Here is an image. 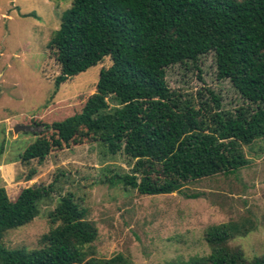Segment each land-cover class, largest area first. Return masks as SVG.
Returning <instances> with one entry per match:
<instances>
[{
    "label": "rangeland",
    "instance_id": "rangeland-1",
    "mask_svg": "<svg viewBox=\"0 0 264 264\" xmlns=\"http://www.w3.org/2000/svg\"><path fill=\"white\" fill-rule=\"evenodd\" d=\"M72 2L0 0V188L12 202L24 189L52 188L39 216L5 235V247L41 249L43 236L56 227L50 213L60 198L73 195L98 228L99 238L92 245L96 259L122 255L133 264H184L211 254L206 231L223 224L239 232L230 240V249H241L248 261L263 257V140L239 142L241 155L234 157V171H216L208 162H199L195 166L203 177L197 171L184 177L183 172L154 175L158 186L172 192L141 195L107 183L116 174L142 177L139 159L128 153L125 135L80 129L70 141L56 139L51 126L82 112L96 93L102 69L111 65L105 59L54 94L60 68L49 44ZM164 79L172 110L184 117L188 110H197L205 134L215 129L220 116L246 118L264 108L245 101L229 80L217 79L213 53L167 68ZM106 103L107 116L115 118L123 110L115 96ZM17 128H22L18 134ZM38 141L45 143L46 155L25 160L27 149Z\"/></svg>",
    "mask_w": 264,
    "mask_h": 264
},
{
    "label": "trees",
    "instance_id": "trees-1",
    "mask_svg": "<svg viewBox=\"0 0 264 264\" xmlns=\"http://www.w3.org/2000/svg\"><path fill=\"white\" fill-rule=\"evenodd\" d=\"M49 47L60 68L55 95L69 80L110 60L82 112L51 130L60 142L70 141L80 129L125 135L128 153L139 159L143 174L139 179L116 174L107 179L111 186L141 195L170 194L154 175L199 173V162L231 172L237 168L234 157L240 158L241 143L264 141V108L246 118L220 116L215 129L205 134L197 110H188L185 117L172 110L164 81L167 68L213 53L217 79L229 80L245 101L264 105V0H73ZM110 96L123 105L115 118L105 114ZM44 146L38 141L23 158L46 155ZM51 191L30 187L12 202L0 188V264H133L122 255L93 257L99 231L73 195L60 198L50 213L56 227L43 236L41 249H7L5 235L32 223ZM236 233L230 224L209 228L211 254L184 264H264V256L248 261L241 249L229 248Z\"/></svg>",
    "mask_w": 264,
    "mask_h": 264
},
{
    "label": "water",
    "instance_id": "water-1",
    "mask_svg": "<svg viewBox=\"0 0 264 264\" xmlns=\"http://www.w3.org/2000/svg\"><path fill=\"white\" fill-rule=\"evenodd\" d=\"M21 130H22V128H17L15 133L18 134Z\"/></svg>",
    "mask_w": 264,
    "mask_h": 264
}]
</instances>
